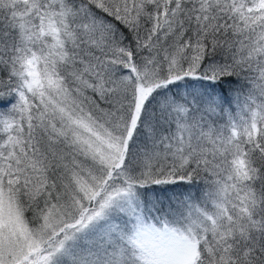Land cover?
Returning <instances> with one entry per match:
<instances>
[{
  "label": "snow or ice",
  "instance_id": "6c2138e0",
  "mask_svg": "<svg viewBox=\"0 0 264 264\" xmlns=\"http://www.w3.org/2000/svg\"><path fill=\"white\" fill-rule=\"evenodd\" d=\"M0 264H264V0H0Z\"/></svg>",
  "mask_w": 264,
  "mask_h": 264
}]
</instances>
